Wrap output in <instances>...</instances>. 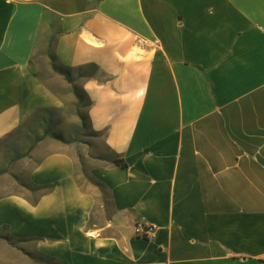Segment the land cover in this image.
Here are the masks:
<instances>
[{
    "label": "crops",
    "instance_id": "0c3cea01",
    "mask_svg": "<svg viewBox=\"0 0 264 264\" xmlns=\"http://www.w3.org/2000/svg\"><path fill=\"white\" fill-rule=\"evenodd\" d=\"M52 38L61 66L96 67L81 84L89 125L127 168L95 163L97 184L81 185L70 144L45 140L24 182L53 190L31 198L1 145L62 107L35 62ZM8 179L0 235L37 260L264 264V0H0ZM140 222L155 239L136 237ZM0 264L41 263L0 239Z\"/></svg>",
    "mask_w": 264,
    "mask_h": 264
},
{
    "label": "rangeland",
    "instance_id": "374dc122",
    "mask_svg": "<svg viewBox=\"0 0 264 264\" xmlns=\"http://www.w3.org/2000/svg\"><path fill=\"white\" fill-rule=\"evenodd\" d=\"M39 62L42 71V80L49 86V88L57 95L62 103V107L59 110L50 109L44 111L38 119L34 120L26 128L22 129L9 141L1 145L3 147V155L6 161L3 163V167H6L11 172V175L17 176L18 190L19 192L26 193L31 198L37 197L40 192H33L29 190L27 186L26 178L30 171L29 166L30 159L29 149L36 143L37 139H40L45 131L50 134L42 141L37 142L33 149L38 144H42L45 140H55L53 136L61 137L68 141H73L70 146L74 149L75 156L77 158V180L79 184L89 185L91 184L87 179L88 168L95 163H100L108 159L110 155L104 144L103 135H95L89 126V122L84 121L83 117L87 116L88 101L83 96L80 101L73 93V84L69 83L64 76L57 74L52 69V59L48 53H38L35 57ZM57 64V63H56ZM72 81L74 85L81 89L83 80L78 79V71H71ZM61 142V141H60ZM2 152V151H1ZM35 163V162H34ZM11 180V179H10ZM6 180L2 186H6V189H14L13 181L16 179ZM6 235H0V239L11 245L12 248H17L22 254H26L29 260L35 263L41 264H54L49 260H37L32 254L33 244L14 242L13 240L7 241Z\"/></svg>",
    "mask_w": 264,
    "mask_h": 264
},
{
    "label": "trees",
    "instance_id": "16d2710c",
    "mask_svg": "<svg viewBox=\"0 0 264 264\" xmlns=\"http://www.w3.org/2000/svg\"><path fill=\"white\" fill-rule=\"evenodd\" d=\"M53 41H54V38L51 39L50 44H49V49H48V51L46 52V53H48V54L50 55V57H51V59H52V61H53V62H52V69H53L57 74H59V75H61V76H64V78H65L69 83L73 84V88H72V89H73V93H74V95L78 98L79 101H80V99L84 96V97L87 99V101H88V107H90V106H91V101L89 100V98L87 97V95L85 94V92L83 91V89H82V88L79 89L78 86L74 85L75 82L72 81V73H71V71H74V70H73V69L65 68V67L61 66V65L58 63L57 58H56V55H55V51H54V48H53ZM35 62L40 66V64H39V62L36 60V58H35ZM56 63H57V64H56ZM77 71H78V79H79V80H87V79H91V78L94 77L95 72H96V67H94V66H89V67H87L86 69H78ZM41 78H42V74H41ZM44 111H47V110H44ZM44 111H39V113L35 114V115L33 116V118H32L27 124H25L24 126H22V127H21V128L15 133V135H16L17 133H19L22 129L26 128V127L29 126L31 123H33L34 120L38 119L39 116H41V115L44 113ZM81 117L83 118V119H82L83 122H84V121L89 122V118H88V116L83 117V116L81 115ZM89 126H90V125H89ZM90 129H91V127H90ZM93 133H94L95 135H98V134L95 133V132H93ZM49 134H50V133H49L48 131H45V132H44V135H43L40 139H37L35 144H37V142L42 141V140H43L44 138H46ZM15 135H14V136H15ZM53 138H54V139H57L58 141H61V142L65 143V144H72V143H73V141H68V140H65V139H63V138H61V137L53 136ZM35 144L29 149V151H28L27 154H29V153L32 151V149H33V147L35 146ZM106 148H107V151L109 152L110 155H109L108 159H105V162H108V163H110V164H112V165H115V166L120 167V168H123V169L127 168V164H126V162L124 161L123 158H121L119 155H117L116 153H114V152H113L111 149H109L107 146H106ZM1 174H3V173H1ZM86 176H87V179L89 180V182H90L91 184H94V185L97 184V183H95V182H94V181L88 176V173H87ZM29 190H32V191L35 192V193H36V192H42L41 194H47V193H49V192H52L53 187L45 186V187H39V188H35V189H33V188H29ZM32 202H33V204H36V200H33ZM6 239H7V241H11V240H12L11 237H6ZM51 262H53V261H51ZM53 263H54V262H53ZM54 264H57V263H54Z\"/></svg>",
    "mask_w": 264,
    "mask_h": 264
},
{
    "label": "built area",
    "instance_id": "2783aa9c",
    "mask_svg": "<svg viewBox=\"0 0 264 264\" xmlns=\"http://www.w3.org/2000/svg\"><path fill=\"white\" fill-rule=\"evenodd\" d=\"M158 228L154 225L140 222L135 226V235L139 239L143 240H153L156 238Z\"/></svg>",
    "mask_w": 264,
    "mask_h": 264
}]
</instances>
